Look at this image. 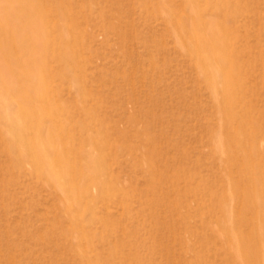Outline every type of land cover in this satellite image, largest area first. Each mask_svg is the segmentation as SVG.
Masks as SVG:
<instances>
[{
	"label": "rangeland",
	"instance_id": "374dc122",
	"mask_svg": "<svg viewBox=\"0 0 264 264\" xmlns=\"http://www.w3.org/2000/svg\"><path fill=\"white\" fill-rule=\"evenodd\" d=\"M20 1L0 264H242L235 242L256 228L264 255V0Z\"/></svg>",
	"mask_w": 264,
	"mask_h": 264
},
{
	"label": "bare ground",
	"instance_id": "6f19581e",
	"mask_svg": "<svg viewBox=\"0 0 264 264\" xmlns=\"http://www.w3.org/2000/svg\"><path fill=\"white\" fill-rule=\"evenodd\" d=\"M21 2H22V0L20 1V3ZM20 3H18L16 6V9L19 11L20 18L23 17L24 20L27 21L26 19L28 17H31L30 22H32V24H33L35 22L34 20L36 18H34V15H32V14H35L36 10L35 9L29 10L28 6L26 7L25 2H24L25 4H23V6ZM13 9H14V5H12L11 0H0V80L3 82V84L5 85L7 90H8V87L10 86V84L13 80L14 72H17L19 69L18 61L10 58V52H11L12 48H11L10 42L8 41V39L11 35V31L13 29L17 28V26L19 27V24L17 22H15L13 17L11 16ZM194 20H195L194 25L197 24L196 26H199L200 22H198L195 10H194ZM182 29H183V27H182ZM20 30L22 33H24L28 37V39H30V42L37 44L39 37H40L39 32H38L39 29L37 26L36 27L25 26ZM186 30H189V28H186ZM194 38L196 39V41L199 40V38H197L196 35H194ZM220 38H221L220 34L216 28H213L211 31H209V33L206 36H204V40H202V38H201V40L205 43V47L208 48V50L212 54V56H215L216 51L221 50L220 48H221V45H223V43L220 42ZM222 42H223V40H222ZM225 53H226V51H225ZM213 59H214L213 63L215 65V60L217 61V56L213 57ZM225 60L228 61L229 60L228 57ZM219 61H221V60H219ZM224 61H222V62H224ZM222 64H224V63H222ZM226 64L228 65L229 63H226ZM225 65H224V67H227ZM8 66H11L13 71H9ZM29 66H31V68H32L33 65L31 64ZM34 67H35V64H34ZM227 69H229V67ZM227 69L224 68L223 72H221V73L223 75H225V72L227 71ZM220 71H221V68H220ZM223 83H224L223 84V94H222L223 98L226 100H232L233 96H231L232 93L230 92L229 84L227 83V81H225V82L223 81ZM217 106L219 108V104ZM21 138L23 140H26V137L23 136V134H21ZM232 146H233V144H232ZM236 146H237V144L235 145V147ZM237 147L235 149L238 150L239 147L238 148ZM218 150L222 155L225 153L222 147H219ZM248 151H249V149H248ZM235 152H237V151L235 150ZM230 155H232V154H230ZM224 156H225V154H224ZM34 159L36 160L37 165H42L44 168H46L48 175L52 178L55 185H57V187L60 188V186H59L60 183H59V179L57 178V173L54 171L53 168H51V161H50L51 158L47 159L43 156L42 153H39L36 156V158H34ZM88 181H90V179ZM62 191H66L67 193H69L71 191V187H69L67 189L64 188V189H62ZM259 231L260 230L257 228L254 229V235H255L254 239H246V240H243V242L242 241L235 242L234 247H235L236 252H235L234 258L237 260L238 259L242 260L243 261L242 264H264V255H263V252L261 250L263 242L260 239Z\"/></svg>",
	"mask_w": 264,
	"mask_h": 264
}]
</instances>
